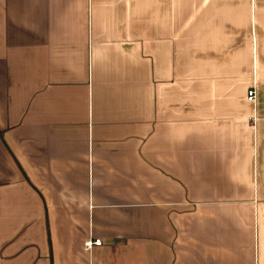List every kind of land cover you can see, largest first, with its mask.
Returning a JSON list of instances; mask_svg holds the SVG:
<instances>
[{
  "label": "crops",
  "instance_id": "crops-1",
  "mask_svg": "<svg viewBox=\"0 0 264 264\" xmlns=\"http://www.w3.org/2000/svg\"><path fill=\"white\" fill-rule=\"evenodd\" d=\"M0 264H264V0H0Z\"/></svg>",
  "mask_w": 264,
  "mask_h": 264
},
{
  "label": "built area",
  "instance_id": "built-area-1",
  "mask_svg": "<svg viewBox=\"0 0 264 264\" xmlns=\"http://www.w3.org/2000/svg\"><path fill=\"white\" fill-rule=\"evenodd\" d=\"M255 96H256V89L255 88H252V89H249L248 91V99L253 101L255 99ZM103 244V240L101 238H92V237H89L85 243H84V246L86 249H92L94 246H100Z\"/></svg>",
  "mask_w": 264,
  "mask_h": 264
}]
</instances>
